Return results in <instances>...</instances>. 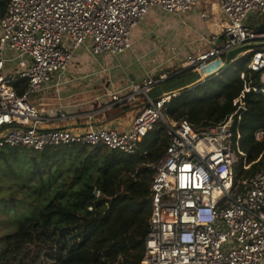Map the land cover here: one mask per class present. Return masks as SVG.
I'll list each match as a JSON object with an SVG mask.
<instances>
[{
	"label": "built area",
	"instance_id": "obj_1",
	"mask_svg": "<svg viewBox=\"0 0 264 264\" xmlns=\"http://www.w3.org/2000/svg\"><path fill=\"white\" fill-rule=\"evenodd\" d=\"M201 1L10 0L0 18V149L42 152L82 145L135 155L143 139L163 123L169 144L152 166V215L139 264H264V153L247 164L240 131L247 94L264 95V46L239 56L248 54L250 60L240 72L243 90L234 100L236 111L213 127L197 129L188 120L175 122L165 116L172 95L154 99L151 93L169 74L148 76L111 96L106 108L134 103L139 97L144 101V110L126 132L92 126L85 133L44 129L50 119L29 101L53 85L56 75L66 73L88 42L93 55L118 57L132 49L134 30L151 10L188 13ZM258 14L264 16V0H211L200 17L214 22L216 31L194 52L175 54L181 59L175 74L188 69L199 73L232 51L264 45V33L256 30L261 23L254 28L247 23ZM6 52L14 57H5ZM22 81L28 85L19 95L15 86ZM255 138L263 142L264 129ZM239 158L245 170L262 163L249 180L238 178Z\"/></svg>",
	"mask_w": 264,
	"mask_h": 264
},
{
	"label": "trees",
	"instance_id": "obj_2",
	"mask_svg": "<svg viewBox=\"0 0 264 264\" xmlns=\"http://www.w3.org/2000/svg\"><path fill=\"white\" fill-rule=\"evenodd\" d=\"M9 1L0 0V18ZM249 60L233 74L226 69L200 84L192 69L173 74L154 88L161 92L153 98L162 97L161 88L172 95L164 107L172 121L188 120L197 129L217 126L236 111L240 72ZM27 85L19 82L17 93L23 95ZM246 102L241 149L252 164L264 153V141L255 138L264 129V95L251 92ZM168 144L160 123L135 155L82 145L33 153L0 149V217L9 215L12 225L0 237V264H139L152 215V166ZM261 165H242L238 178L249 180Z\"/></svg>",
	"mask_w": 264,
	"mask_h": 264
},
{
	"label": "crops",
	"instance_id": "obj_3",
	"mask_svg": "<svg viewBox=\"0 0 264 264\" xmlns=\"http://www.w3.org/2000/svg\"><path fill=\"white\" fill-rule=\"evenodd\" d=\"M208 10L209 5L206 10L198 6L182 14L151 10L134 30L132 49L118 57L95 56L88 42L76 52L75 61L66 73L56 75L53 85L37 97H30V103L50 119L44 126L52 124L54 129L75 133H85L90 126L129 131L145 108L143 99L139 97L134 103L106 108L111 96L126 91L132 83H141L148 76L159 78L175 74L181 64L175 54L194 52L205 37L216 31L212 20L213 23H205L200 17ZM199 74L203 78L214 73L206 66Z\"/></svg>",
	"mask_w": 264,
	"mask_h": 264
},
{
	"label": "rangeland",
	"instance_id": "obj_4",
	"mask_svg": "<svg viewBox=\"0 0 264 264\" xmlns=\"http://www.w3.org/2000/svg\"><path fill=\"white\" fill-rule=\"evenodd\" d=\"M212 1L214 2V0H212ZM210 3H211V0H202L200 2L199 6H203V8L206 10L207 7H208V5ZM247 23H248L249 27H251V28H254L257 23H261V25H262V24H264V16H261L259 14L258 15H251L249 17ZM199 42L202 44V41L201 40ZM5 57H7V58H13L14 56H13L12 53L6 52ZM247 58H248V54H245V55L239 57V59L237 60V62L234 63L233 65H231L229 67V69H230V72L229 73L233 74L234 72L239 71V69H240L239 66L241 67V66L245 65V62L247 61ZM74 61H75V59L73 60V63H74ZM226 62H224L223 58L222 59H215V60H213V61H211V62H209L207 64V70L208 71H213V73H215V72L216 73H219L221 71V69L226 65ZM247 64L248 63H246V65ZM161 89L163 90L162 91V97L165 96V95H167V93L165 92V90L163 88H161ZM160 92H161L160 89L158 91H156V92H153L152 91L151 97L152 98L155 97L156 94L157 93H160ZM37 96L38 95L35 94V96H33V97H37ZM43 128L44 129H51V128H54V127H53L52 124L51 125L49 124V125H45ZM30 152L33 153V151H30ZM242 161H243V163H242ZM242 165H243V169H244V159L239 158V164L237 166V169L239 167H241ZM241 178L242 177H240V179ZM241 180H243V179H241ZM10 220H11V217L9 215H2L0 217V237H2L4 235V233H6V231H7L6 229L12 227Z\"/></svg>",
	"mask_w": 264,
	"mask_h": 264
},
{
	"label": "water",
	"instance_id": "obj_5",
	"mask_svg": "<svg viewBox=\"0 0 264 264\" xmlns=\"http://www.w3.org/2000/svg\"><path fill=\"white\" fill-rule=\"evenodd\" d=\"M256 30H257L258 33H264V24L256 27ZM262 46H264V45H247V46L239 48V49H237L235 51H232L228 55V60H227L226 65L221 69V71L219 73H214V74H211V75H208V76L202 78V80L198 84H200L202 82H205L207 79H210L213 76L219 75L222 71H224L226 69H229V67L231 65H233L234 62L237 60V58H239L240 55L244 54L248 50H250L252 48H256V47H262ZM95 195H98V191L95 192Z\"/></svg>",
	"mask_w": 264,
	"mask_h": 264
}]
</instances>
